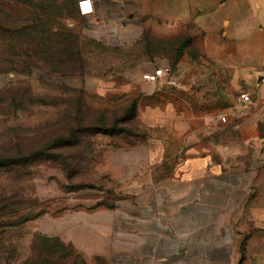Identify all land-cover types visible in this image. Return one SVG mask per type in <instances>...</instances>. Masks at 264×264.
I'll return each instance as SVG.
<instances>
[{"label": "rangeland", "instance_id": "obj_1", "mask_svg": "<svg viewBox=\"0 0 264 264\" xmlns=\"http://www.w3.org/2000/svg\"><path fill=\"white\" fill-rule=\"evenodd\" d=\"M79 3L0 0V264H107L69 241L57 219L80 211L113 212L111 243H125L133 224L141 225L149 163L165 162L156 165L165 176L188 159L220 160L223 142L232 145V164L241 161L263 176L232 214L233 264H264V167L254 163L252 143L231 127L240 95L233 73L206 57L191 24L161 31L157 9L144 18L135 43L119 31L104 40L83 35ZM57 22L79 37L82 62L59 63L61 49L52 40L39 48L40 55L51 57L47 63L34 57L37 48L26 40ZM183 37L191 42L176 60ZM163 66L173 70L169 77L145 81L144 74ZM134 99L137 116H128L121 129L95 134L90 128L101 115L107 126L125 118ZM222 114L229 116L226 123ZM75 117L84 126L78 143L54 148L55 136L77 128ZM6 156L17 158L8 163ZM39 212L44 213L9 226Z\"/></svg>", "mask_w": 264, "mask_h": 264}, {"label": "crops", "instance_id": "obj_2", "mask_svg": "<svg viewBox=\"0 0 264 264\" xmlns=\"http://www.w3.org/2000/svg\"><path fill=\"white\" fill-rule=\"evenodd\" d=\"M89 1L93 13H81L80 26L83 35L95 40L111 39L119 31L127 41L137 42L144 18L156 9L161 31L167 25L191 24L201 35L206 57L229 68L240 95L251 94L254 104L248 110L242 108L239 95L237 109L230 114L231 127L236 136L252 143L254 163L264 167V83L259 82L264 75V0ZM221 146L220 160L188 159L165 176L156 171V165L165 162L149 163L142 179L141 225L133 224L125 243H111L113 212L68 214L57 219L60 228L87 255L102 257L107 264H233L232 214L263 176L241 161L232 164V145Z\"/></svg>", "mask_w": 264, "mask_h": 264}, {"label": "trees", "instance_id": "obj_3", "mask_svg": "<svg viewBox=\"0 0 264 264\" xmlns=\"http://www.w3.org/2000/svg\"><path fill=\"white\" fill-rule=\"evenodd\" d=\"M13 25V24H12ZM43 26V25H42ZM16 26L14 25V28ZM27 30L32 29V26H28L26 28ZM40 31H35L37 32L36 38H32V40L27 41V43H31V41L34 43L35 47L37 48L36 50L38 53L34 55L36 59H40L44 63H47L49 58L51 57H46L42 54L43 52L39 50L40 47H43L47 44V41H51L52 43L56 44L57 46L60 47V52L58 53L59 56H57V59H59V63H67V64H73L76 63V61L82 62V52L80 49V44H79V37L76 36L75 34L72 33L71 28L69 26H66L65 24L61 22L53 23V24H47L44 25L43 28H39ZM27 36V35H26ZM34 37V36H32ZM53 38V39H52ZM162 41V40H160ZM177 47H176V60H178L185 49L187 48L189 42H191V38H182L177 40ZM25 43V42H24ZM56 72H59L58 70H55ZM78 92H82V90H79ZM41 103L48 104L46 101H41ZM82 110V105H78L77 108V113L80 114ZM124 112L126 114V117H118L115 119V121L111 124V126H107L105 123V119L100 116L99 120H96L93 124H91L90 128L94 131L95 134L99 133H108L111 130H115L119 128V125L128 119V116L130 118H136L137 116V100H132L130 105L125 107ZM75 125H77V128H74L73 126L68 130L65 134H60L55 136L53 138L52 146L54 148H59L65 145H75L78 143V134L81 132L84 126L81 124L80 119L78 117H75ZM121 129V128H119ZM120 131H127V128L125 130H120ZM39 154V153H37ZM17 158L15 156H6L4 157L3 161L12 163L13 160ZM2 161V160H1ZM15 161V160H14ZM6 209H12L13 206H6ZM44 212H39L36 216H22L18 221L9 224V226H18L20 224L26 223L28 221H31L34 218H37L41 216ZM3 227V225L0 223V229ZM3 232H0V235H2ZM47 242L50 241H56L55 239L46 238ZM31 262V261H30ZM29 264V263H28Z\"/></svg>", "mask_w": 264, "mask_h": 264}, {"label": "built area", "instance_id": "obj_4", "mask_svg": "<svg viewBox=\"0 0 264 264\" xmlns=\"http://www.w3.org/2000/svg\"><path fill=\"white\" fill-rule=\"evenodd\" d=\"M79 8H80V11L82 14L93 13L92 3L89 0H85V1L80 2ZM172 72H173V70L169 66H163V67L157 68L156 70H154L151 73L144 74L143 78L147 82H158L161 79L169 77L172 74ZM259 82L262 84L264 83V75L260 76ZM239 100H240V103H241L242 108L244 110L250 109L252 107V105L254 104V100H253L251 94H249V93H242L240 95ZM219 119L223 123H226L229 120V116H227L226 114H222L219 117Z\"/></svg>", "mask_w": 264, "mask_h": 264}]
</instances>
